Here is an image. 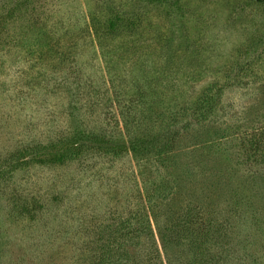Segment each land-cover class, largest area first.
<instances>
[{"label": "rangeland", "instance_id": "1", "mask_svg": "<svg viewBox=\"0 0 264 264\" xmlns=\"http://www.w3.org/2000/svg\"><path fill=\"white\" fill-rule=\"evenodd\" d=\"M262 146L264 3L0 0V264H264Z\"/></svg>", "mask_w": 264, "mask_h": 264}, {"label": "trees", "instance_id": "2", "mask_svg": "<svg viewBox=\"0 0 264 264\" xmlns=\"http://www.w3.org/2000/svg\"><path fill=\"white\" fill-rule=\"evenodd\" d=\"M260 3H264V0H256ZM214 98L207 97L203 102L204 106L207 108H214V104L217 103V97L213 96ZM210 105V106H209ZM204 111V110H203ZM85 135V134H84ZM89 136H84L82 139L78 134H73L71 136L64 135L61 137H54L53 139L49 140L50 142L44 143L43 145L38 146H26L25 148H20L18 151L24 152L25 154L36 152L38 156V162L48 163V164H65L72 159L79 157L81 153L84 151H88L89 149L98 147V149H105L109 152L112 151L113 146L107 143L106 140H103L104 137H95L97 139H88ZM88 139V140H87ZM257 139L255 138V143ZM108 145L110 147H108ZM117 147V146H116ZM264 153V147L261 148ZM38 150V151H37ZM165 148L163 147V151L165 153ZM25 157V156H24ZM25 159V158H22ZM166 186L164 185V180L161 183H158L154 189H152V193H158L159 190L163 189L165 191ZM204 213L202 209L196 205H188L182 212H179L176 218L173 220L172 228L180 227L181 225H187L188 227L191 225L201 224L202 221L201 216ZM195 220V222L193 221ZM184 227V226H183ZM196 230H188V232L193 233ZM195 235V234H194ZM121 238L117 237L116 245H123ZM122 242V243H121ZM110 249V248H108Z\"/></svg>", "mask_w": 264, "mask_h": 264}]
</instances>
